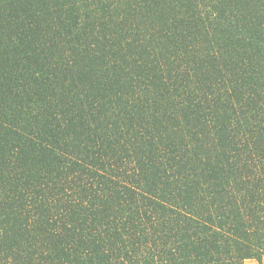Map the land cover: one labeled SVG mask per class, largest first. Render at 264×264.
Instances as JSON below:
<instances>
[{"label":"trees","instance_id":"1","mask_svg":"<svg viewBox=\"0 0 264 264\" xmlns=\"http://www.w3.org/2000/svg\"><path fill=\"white\" fill-rule=\"evenodd\" d=\"M264 257V0H0V264Z\"/></svg>","mask_w":264,"mask_h":264},{"label":"rangeland","instance_id":"2","mask_svg":"<svg viewBox=\"0 0 264 264\" xmlns=\"http://www.w3.org/2000/svg\"><path fill=\"white\" fill-rule=\"evenodd\" d=\"M244 264H264V257L262 258L260 262H257L255 260H246Z\"/></svg>","mask_w":264,"mask_h":264}]
</instances>
